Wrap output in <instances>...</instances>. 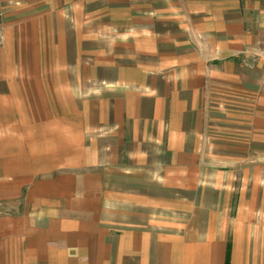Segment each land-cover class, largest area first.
Here are the masks:
<instances>
[{"label": "crops", "instance_id": "obj_1", "mask_svg": "<svg viewBox=\"0 0 264 264\" xmlns=\"http://www.w3.org/2000/svg\"><path fill=\"white\" fill-rule=\"evenodd\" d=\"M0 14V264H264V0Z\"/></svg>", "mask_w": 264, "mask_h": 264}, {"label": "rangeland", "instance_id": "obj_2", "mask_svg": "<svg viewBox=\"0 0 264 264\" xmlns=\"http://www.w3.org/2000/svg\"><path fill=\"white\" fill-rule=\"evenodd\" d=\"M4 207H6V209ZM8 207H11V205L8 203H1L0 204V213H2V214L8 213V210H9Z\"/></svg>", "mask_w": 264, "mask_h": 264}, {"label": "built area", "instance_id": "obj_3", "mask_svg": "<svg viewBox=\"0 0 264 264\" xmlns=\"http://www.w3.org/2000/svg\"><path fill=\"white\" fill-rule=\"evenodd\" d=\"M1 14H0V46L3 45L4 43V35H3V32H2V27H1ZM264 57V56H263ZM252 62H255V59L252 61Z\"/></svg>", "mask_w": 264, "mask_h": 264}]
</instances>
